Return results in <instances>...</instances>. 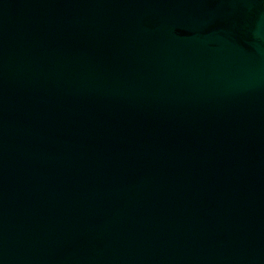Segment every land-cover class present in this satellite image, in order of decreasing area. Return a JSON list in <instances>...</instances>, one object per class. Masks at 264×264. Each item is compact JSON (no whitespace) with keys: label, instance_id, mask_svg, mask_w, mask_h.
<instances>
[{"label":"water","instance_id":"1","mask_svg":"<svg viewBox=\"0 0 264 264\" xmlns=\"http://www.w3.org/2000/svg\"><path fill=\"white\" fill-rule=\"evenodd\" d=\"M0 264H264V0H0Z\"/></svg>","mask_w":264,"mask_h":264}]
</instances>
